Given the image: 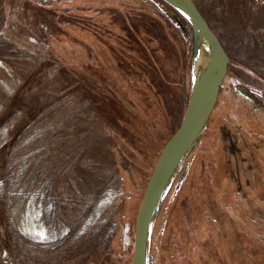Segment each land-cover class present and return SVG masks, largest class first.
Wrapping results in <instances>:
<instances>
[{
    "label": "rangeland",
    "instance_id": "rangeland-1",
    "mask_svg": "<svg viewBox=\"0 0 264 264\" xmlns=\"http://www.w3.org/2000/svg\"><path fill=\"white\" fill-rule=\"evenodd\" d=\"M192 1L230 60L149 264H264V0ZM193 54L162 0H0V264H130Z\"/></svg>",
    "mask_w": 264,
    "mask_h": 264
},
{
    "label": "water",
    "instance_id": "water-1",
    "mask_svg": "<svg viewBox=\"0 0 264 264\" xmlns=\"http://www.w3.org/2000/svg\"><path fill=\"white\" fill-rule=\"evenodd\" d=\"M162 1L187 18L190 23L194 45L192 74L183 116L158 153L142 198H140L134 223V241L130 264H149L150 241L155 216L170 182L207 128L206 125L217 103L230 60L218 34L210 27L207 18L203 16L197 4L192 0ZM169 14L184 31V27L174 11L170 9ZM200 37L203 40V47L200 51L199 61L195 65L194 57ZM241 91L248 95L245 89H241Z\"/></svg>",
    "mask_w": 264,
    "mask_h": 264
},
{
    "label": "bare ground",
    "instance_id": "bare-ground-1",
    "mask_svg": "<svg viewBox=\"0 0 264 264\" xmlns=\"http://www.w3.org/2000/svg\"><path fill=\"white\" fill-rule=\"evenodd\" d=\"M203 40L202 38L200 37L198 39V42H197V45H198V49H197V52L195 54V57H194V64L197 65L198 61H199V55H200V51L202 50V47H203Z\"/></svg>",
    "mask_w": 264,
    "mask_h": 264
},
{
    "label": "trees",
    "instance_id": "trees-1",
    "mask_svg": "<svg viewBox=\"0 0 264 264\" xmlns=\"http://www.w3.org/2000/svg\"><path fill=\"white\" fill-rule=\"evenodd\" d=\"M220 42H221V40H220ZM221 44H223V43L221 42ZM223 45H224V44H223ZM64 81L66 82V85H68V84H67V81H68L67 76H65ZM66 85H65V86H66ZM65 86H64V87H65ZM66 87H67V86H66ZM170 136H171V135H170ZM168 138H169V137H168ZM165 143H166V141L164 142V144H165ZM147 180H148V179H147Z\"/></svg>",
    "mask_w": 264,
    "mask_h": 264
},
{
    "label": "crops",
    "instance_id": "crops-1",
    "mask_svg": "<svg viewBox=\"0 0 264 264\" xmlns=\"http://www.w3.org/2000/svg\"><path fill=\"white\" fill-rule=\"evenodd\" d=\"M215 108V107H214ZM212 115V114H211ZM210 118H211V116H210ZM210 118H209V120H210Z\"/></svg>",
    "mask_w": 264,
    "mask_h": 264
}]
</instances>
